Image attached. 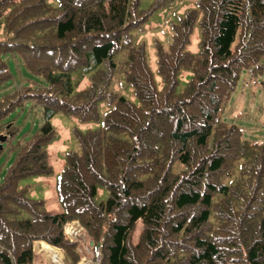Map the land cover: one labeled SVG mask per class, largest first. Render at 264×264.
Listing matches in <instances>:
<instances>
[{
	"label": "trees",
	"instance_id": "16d2710c",
	"mask_svg": "<svg viewBox=\"0 0 264 264\" xmlns=\"http://www.w3.org/2000/svg\"><path fill=\"white\" fill-rule=\"evenodd\" d=\"M172 1L0 0V86L11 78L5 57L43 80L0 99L7 144L18 131L1 125L8 113L29 103L42 118L0 176V264H35V241L78 264L63 233L70 221L99 248V264H264V142L222 118L240 73H264V0H194L168 44L155 40L158 82L132 32ZM181 71L191 77L177 92ZM118 73L136 103L111 90ZM102 106L98 127L74 130L79 151L66 153L55 181L61 209L48 211L19 182L52 174V117L99 121ZM99 187L107 195L97 201Z\"/></svg>",
	"mask_w": 264,
	"mask_h": 264
},
{
	"label": "rangeland",
	"instance_id": "374dc122",
	"mask_svg": "<svg viewBox=\"0 0 264 264\" xmlns=\"http://www.w3.org/2000/svg\"><path fill=\"white\" fill-rule=\"evenodd\" d=\"M152 0H140V6L147 9L151 5ZM194 0H174L165 7L152 11L148 16V20L142 23L139 28L133 32L135 45H143L146 59L159 82L156 73V57H155V40H159L164 45L168 44L171 35V23L177 21V17L184 12L186 7L191 6ZM198 30L194 32L190 43L186 46V50L196 53L198 51ZM11 78L0 86V99L3 95L11 92L14 88H19L24 84H43V80L39 77L31 76L24 68L18 58L5 57ZM191 73L181 71L178 77V85L176 91L183 89ZM74 81H78V87L86 86L87 77L79 78L73 75ZM111 90L119 95L126 97L132 102H137L131 86L125 81L123 74L118 73L114 77ZM107 107H101L100 119L94 122H82L74 116L62 113L55 114L51 123L54 127V137L46 147L48 162L53 168L51 175H32L20 180V185H28V196L46 201L47 210L57 212L61 209L55 194V181L59 177L61 169L65 161V155L68 151H79L74 130L80 132L86 131L88 128L98 127L101 123L102 114ZM222 118L228 123H233L240 128L244 138L249 141L264 142V73L252 77L247 71L240 73L234 92L231 94L229 102L222 113ZM2 126L5 123L17 127V134L7 144L5 141V133L0 135V147L3 145L0 153V176L5 172L6 167L11 164L15 152L16 142H23L27 136L32 134L42 124L41 108L25 103L23 106L17 107L1 121ZM4 142V143H3ZM96 200H103L107 195V191L103 187L98 188ZM69 223V225H66ZM63 227V233L70 228L77 231V251L80 253L78 264H99L95 262V253L99 248H92L91 242L83 229L76 221L67 222ZM68 227H70L68 229ZM140 224L134 233L136 240ZM80 236V237H79ZM66 239H70L65 235ZM37 253L35 254V264H68L63 253L60 250L49 248L46 250L35 246ZM59 249V248H58ZM60 253V254H59ZM53 255V256H52ZM100 255V254H99ZM60 261V262H59Z\"/></svg>",
	"mask_w": 264,
	"mask_h": 264
},
{
	"label": "built area",
	"instance_id": "2783aa9c",
	"mask_svg": "<svg viewBox=\"0 0 264 264\" xmlns=\"http://www.w3.org/2000/svg\"><path fill=\"white\" fill-rule=\"evenodd\" d=\"M66 225H69V223H67ZM69 228L70 227H68V229ZM65 235L70 239V241H72V240L77 241V239H78L77 231H75L74 229H71V228L67 232H65ZM95 256H96L95 257V262L99 263L100 255H99L98 251H96Z\"/></svg>",
	"mask_w": 264,
	"mask_h": 264
},
{
	"label": "crops",
	"instance_id": "0c3cea01",
	"mask_svg": "<svg viewBox=\"0 0 264 264\" xmlns=\"http://www.w3.org/2000/svg\"><path fill=\"white\" fill-rule=\"evenodd\" d=\"M37 244H38V247H40V248L43 249V250H46V249H49V248H53L54 250H60V249H58V248H55V247H53V246L48 245L47 243H45V242H43V241H35V242H34V245H33V250H34L35 254L37 253V251H36V249H35V246H37ZM43 246H44V247H43Z\"/></svg>",
	"mask_w": 264,
	"mask_h": 264
},
{
	"label": "bare ground",
	"instance_id": "6f19581e",
	"mask_svg": "<svg viewBox=\"0 0 264 264\" xmlns=\"http://www.w3.org/2000/svg\"><path fill=\"white\" fill-rule=\"evenodd\" d=\"M44 247V246H43ZM60 254V253H59ZM53 256V255H52ZM60 262V261H59Z\"/></svg>",
	"mask_w": 264,
	"mask_h": 264
}]
</instances>
